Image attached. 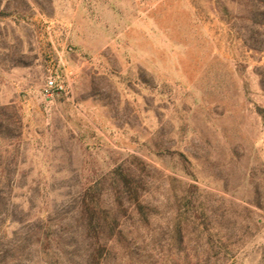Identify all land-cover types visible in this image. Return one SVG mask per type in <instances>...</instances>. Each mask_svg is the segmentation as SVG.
I'll return each mask as SVG.
<instances>
[{
  "label": "rangeland",
  "instance_id": "obj_1",
  "mask_svg": "<svg viewBox=\"0 0 264 264\" xmlns=\"http://www.w3.org/2000/svg\"><path fill=\"white\" fill-rule=\"evenodd\" d=\"M0 264H264V0H0Z\"/></svg>",
  "mask_w": 264,
  "mask_h": 264
},
{
  "label": "built area",
  "instance_id": "obj_2",
  "mask_svg": "<svg viewBox=\"0 0 264 264\" xmlns=\"http://www.w3.org/2000/svg\"><path fill=\"white\" fill-rule=\"evenodd\" d=\"M62 88L63 87L57 83L56 77H49L45 85V93L49 94L50 92L57 90V89L62 90Z\"/></svg>",
  "mask_w": 264,
  "mask_h": 264
},
{
  "label": "trees",
  "instance_id": "obj_3",
  "mask_svg": "<svg viewBox=\"0 0 264 264\" xmlns=\"http://www.w3.org/2000/svg\"><path fill=\"white\" fill-rule=\"evenodd\" d=\"M130 180V179H129ZM127 183H128V181H126ZM126 183V184H127ZM129 184H127V186H128ZM90 260H94L95 261V255H94V253L92 252L91 253V255H90V258H89Z\"/></svg>",
  "mask_w": 264,
  "mask_h": 264
}]
</instances>
